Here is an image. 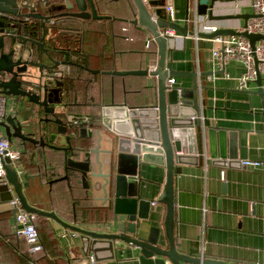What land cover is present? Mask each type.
<instances>
[{
    "label": "crops",
    "instance_id": "1",
    "mask_svg": "<svg viewBox=\"0 0 264 264\" xmlns=\"http://www.w3.org/2000/svg\"><path fill=\"white\" fill-rule=\"evenodd\" d=\"M168 2L175 11L172 22L180 26L187 23L188 30H193L194 0H148L147 8L151 12L161 10L164 16L163 7ZM222 7L219 13L242 16L224 20L205 19V22L216 25L218 29H236L243 26L244 18L252 13L250 0H229ZM103 12L115 17L126 15L129 19L132 18L130 11H117L113 3L102 5L98 13ZM77 24L59 23V27L74 28ZM78 26L82 31L73 36H77L78 48L92 53L93 64L98 63L100 53L104 50L113 54L119 70L137 69L155 63L156 55L153 52L156 51V44L152 42L150 49L146 47V41L151 38L143 28L123 21L93 18L84 20ZM59 30L56 31L55 40L57 45L61 42L60 47L65 49L64 43L71 41V38ZM174 31L177 36L169 44L171 50L167 52L166 60L171 61L172 68L182 75L174 76L173 85L189 88L192 84L190 73L193 70L197 73L198 84L203 87L200 90L199 107L204 117V131L198 129L195 138L196 153L187 157L185 164H176L181 167V172L174 174L173 180V233L176 247L195 257L236 264H264V95L260 97L251 92L257 88L254 81L246 89L237 88L236 77L245 70L241 61L232 60L224 65L223 72H216L221 69L212 59L211 51L215 43L210 38L195 40L191 35L183 36ZM61 57L65 59L64 54ZM77 73L79 74V68L70 66L67 74L72 77ZM90 73L94 82L87 95L76 84L77 89L64 100L70 103L68 113L73 116L88 119L96 117L102 101L107 103L112 96L115 102L125 101L129 106L153 103L155 97L152 89H135L141 82L137 77L111 78L109 75ZM64 80L65 78L62 81ZM144 81L145 85L152 83L149 78H144ZM262 89L264 90V78ZM17 104L18 118L28 124L25 130L30 129L33 133L31 137L39 141V144L43 143L36 146L33 141L29 143L31 147L34 146L36 155L41 153V159L34 155L29 168L21 162L24 169L22 181L26 175L29 176V186L24 188L28 202L46 211L53 210L64 221L85 229L103 227L98 212V208L102 207L100 197H103V192L95 187L96 184L103 183L102 178L89 176L88 188H84L75 178L55 183V178L42 180L35 165L50 173H63L59 151L43 146L48 142L57 146L65 145V137L52 132L54 134L48 133L40 138V134L45 133L46 125L39 123L32 110H25V106H28L26 102L20 100ZM11 105L12 100L8 99V109H13ZM182 111L188 116L194 114L190 106L183 107ZM22 112H27L26 117L21 115ZM48 128L50 131L53 127L48 125ZM92 132L89 137L90 147H95L98 137L94 130ZM101 134L100 149H106L110 146L109 139L103 131ZM12 143L24 151L18 141L14 140ZM182 151L186 153L184 149ZM232 151L236 154L232 164L218 162L228 161ZM222 155L226 157L223 158ZM96 158L102 162L101 173L108 172L107 154L87 152L84 161H90V171L97 173L100 167ZM244 161H256L258 165H245L242 163ZM143 169L142 177L149 181L142 182L145 184L143 196L156 200L165 183L166 169L164 166ZM55 173L53 174L56 175ZM10 208L8 203L0 204V264H85L86 255L81 250L78 233L73 235L74 231L44 216L36 221L43 251L28 255L23 238L15 234L16 224L10 213L6 212ZM165 213L164 204L152 203L150 217L142 222L143 230L140 235L145 236L151 226L162 230ZM161 240L166 244L163 235ZM117 247L115 257L102 260L103 264H140L134 258L135 248L123 243Z\"/></svg>",
    "mask_w": 264,
    "mask_h": 264
},
{
    "label": "water",
    "instance_id": "2",
    "mask_svg": "<svg viewBox=\"0 0 264 264\" xmlns=\"http://www.w3.org/2000/svg\"><path fill=\"white\" fill-rule=\"evenodd\" d=\"M228 1H194V18L192 20L194 29L189 31L187 23L180 26L172 21L167 23L162 21L161 10L152 13L142 0H131L134 9L129 7L132 14L131 19L98 13L94 0H0V16L5 22V28L1 30L2 34L0 35V92L14 98L16 102L22 100L30 104L44 106L45 112L51 116L46 119L47 122H53L56 125L55 133L65 137L66 145L70 140L68 128L79 126L81 137H90L94 130L98 141L95 147L89 148L88 152L103 153L109 156L107 160L109 171L106 173H101L102 162L97 158L96 162L100 166L97 173L90 171V161H75L70 157L65 161L66 168L80 172L84 188H88L89 176L102 178L103 183L96 184L95 187H99L103 192L100 201L107 213L100 221L103 227L99 229H85L64 221L53 210L46 211L31 205L24 193V188L29 186V176L26 175L25 180L21 181L14 166L7 158L3 164L6 181L0 183V204L8 203L13 196H16L25 211L36 216L50 218L61 226L77 232L81 239V250L84 255L91 252L96 259L101 261L114 258L117 246L123 243L135 248L134 258H137L140 264H165L166 261L171 264H236L191 256L179 251L175 244L173 180L174 174L181 172V167L176 164H185V159L196 153V134L198 129L204 131L203 124L197 120H191L182 109L190 106L195 114L200 113L199 95L203 87L198 84L197 73L194 70L190 73L192 84L189 88L166 85V79L182 75V73L174 70L171 61L166 60L167 52L171 48L167 38L159 32V27L167 25L183 36H193L196 32L197 36L201 38L211 39L216 35L237 34L245 36L254 51L255 42L262 38L260 34L247 31L238 32L232 28H219L211 33L198 30L199 24L205 19L240 18L239 16L242 15L233 16L219 13L223 4ZM87 3L90 11H86ZM72 8H76L78 12H71ZM253 16V13L248 14L247 18H244L243 26L247 19ZM89 18L118 20L145 29L156 44L155 63L137 69L119 70L116 68L100 71L89 69L69 60H58L54 54H51V52H57L56 49L54 51L52 47L47 49L43 47L45 36L53 43L55 32L58 29L64 35L76 33L75 27H59V23L74 24L76 19ZM39 29H41L40 36L38 35ZM11 42L12 46L10 47ZM26 43L41 45L43 47L41 52L50 64L27 59L25 53L29 54L30 49L26 47ZM4 48H9L8 52H3ZM60 50L58 53L63 51ZM254 61L257 67L256 59ZM72 64L83 67L94 74L109 75L111 78L114 76L149 78L152 83L146 87L154 91L153 103L129 106L125 101L115 102L112 96L109 102L102 101L100 104L98 124L90 121L72 124L66 119L67 113L64 114L65 120L61 119L59 113L63 112L66 105L64 91L62 83L57 84L58 78L53 72L62 65L70 67ZM223 71L224 68L216 72ZM262 79L257 71L254 81L257 88L255 91H251L260 97L264 95ZM57 85H59V93L57 99L53 100ZM16 119V116L7 117L10 124L14 125L15 123L21 126ZM0 126L6 127L3 122L0 123ZM89 130H91L90 133ZM101 131L109 139L110 146L106 149H100ZM183 149L186 153H183ZM222 157L226 156L222 155ZM229 158L228 161L220 160L218 162L232 164L233 159H236L234 151L229 154ZM155 166L165 167L166 178L159 197L156 200H151L143 196L145 184L142 182L149 181L142 177V171H144V167L154 168ZM63 179H68V175H65ZM152 202L162 203L166 206L162 230L160 227L151 226L147 234L143 236L140 235L143 230L142 222L149 219ZM16 210L17 208L13 207L6 210L10 213L14 223ZM161 235L164 236L166 244L161 242ZM105 252L108 255H103Z\"/></svg>",
    "mask_w": 264,
    "mask_h": 264
},
{
    "label": "built area",
    "instance_id": "3",
    "mask_svg": "<svg viewBox=\"0 0 264 264\" xmlns=\"http://www.w3.org/2000/svg\"><path fill=\"white\" fill-rule=\"evenodd\" d=\"M196 1V0H194ZM144 4L147 5L148 0H142ZM250 8L253 17L247 19L245 26H240L236 28V31H247L249 33L260 34L262 38L255 42V49L252 51L249 40L242 35L237 34H226V35H216L211 40L215 43V47L211 51V56L214 62L219 66L220 69L224 68V65L232 60L241 61L245 70L239 76L236 77L237 88L238 89H246L250 82L255 81L256 72L258 71L262 78H264V0H250ZM164 16L162 17V21L168 22L173 21L174 19V7L168 2L165 3L164 7ZM155 13V12H152ZM157 22V20H156ZM218 27L216 25L208 24L203 21L199 24L198 30L204 33H211L217 31ZM160 34L167 38L168 43L170 44L171 40L174 39L177 35H175V31L169 28L167 25L159 27ZM181 36V35H180ZM195 40L200 39L201 37L197 36L196 32L192 36ZM151 38V37H150ZM148 39L146 41V47L149 46ZM254 53V54H253ZM257 61V67L255 66V61ZM69 71V66L62 65L55 69L53 74L59 78L66 75ZM226 77H229L228 73L224 72ZM175 83V78L170 77L166 79V85L171 87ZM8 99L12 100L11 111L7 107ZM17 102L14 98L9 97L0 92V123L7 121L8 116H16L17 121L22 124V128L26 127L25 121L22 122L21 119L18 118L19 109L17 108ZM25 110H29L28 107L25 106ZM191 120H197L201 124L204 122V117L201 113L192 114L189 116ZM67 121L72 124H78L80 122H88L89 119L87 117H76L69 113L66 115ZM23 133V132H22ZM13 141L9 140L0 129V183H4L5 179V169L4 162L7 159L10 160V163L14 166L20 180L22 181L21 175L24 173L23 166L21 164V153L22 151L19 147L12 143ZM245 165L257 166L258 163L256 161H244L242 162ZM223 176V174H222ZM155 204V202H152ZM8 204L10 207L17 208L14 220L16 224L15 234L19 237H22L26 244V253L28 255H34L36 253L43 251V244L38 232V229L35 224L36 215L30 212L25 211L20 206V201L16 196H13ZM77 232H73V235ZM85 264H103V261L95 258L94 254L88 253L86 255ZM171 264V263H165ZM244 264H257V263H244Z\"/></svg>",
    "mask_w": 264,
    "mask_h": 264
},
{
    "label": "trees",
    "instance_id": "4",
    "mask_svg": "<svg viewBox=\"0 0 264 264\" xmlns=\"http://www.w3.org/2000/svg\"><path fill=\"white\" fill-rule=\"evenodd\" d=\"M111 1H115L116 3L111 2ZM111 1L110 0H95L97 10L100 12V7L102 5L107 6V5H110L112 3L115 4V9L117 11H123V10L124 11H130L129 7H132V10H134L131 0H124V1L123 0H111ZM130 13H131V11H130ZM100 14H106L107 15V13H104V12L100 13ZM124 18H130V17H127L125 15ZM81 31H82V29H81ZM68 42H70V41H68ZM152 42H154V41L152 39H150L148 49L151 48ZM77 43H76V45H77ZM67 44L68 45H65L66 49H62L63 51L61 52V54H64L65 60H69V61H72L74 63L81 64L83 66L88 67L89 69H97L100 71L101 70H113V69L117 68L116 64H115V57H113V54H111V55L108 54V52H106L105 50L100 53V56H99L100 59H98L99 61H97L98 63L93 64L92 63L93 59H92V55H91L92 53L87 52L85 50L82 51V49L78 48V45H77L76 51H74V50L69 51V49H67V47L71 46L72 44L71 43H67ZM153 53L155 56L156 51H154ZM74 54H78V56H74ZM70 66L79 68V74L77 73L76 76H72V77L69 74L64 76L65 80L62 82V89L64 91V100L67 98V96H70L71 92H73L75 89H77L75 87L76 84H78L80 86V88H79L80 90H84V95H87L90 88L92 87V83L94 82V77L89 72V70H87L83 67H80L78 65H75V64H72ZM81 71L83 73L82 75H81ZM104 76H108V75H104ZM121 77H127V76H121ZM133 77H137L141 80V82H139L137 84L138 87L135 89H139V90H142V89L146 90L147 89V87L145 85V81H144L145 77H141V76H133ZM103 90L105 92V85H104ZM64 102L66 103L65 109L63 110V112L59 113V117L61 119L65 120L64 114L68 113V110H69L68 107L70 106V103L68 101H64ZM85 105H89V104L86 103ZM98 119H99V113H98V115H96V117L90 118L89 121L98 124ZM45 125H46V127L44 126V130L46 131L47 134L52 133V132H56V125L53 122L48 121ZM48 125H52V127H53L50 131H49ZM68 135H70V140H69L68 145L65 144L62 146L61 145L57 146V145L50 144L48 142L43 146V147H49L50 149H54V151L55 150L59 151L60 156H61L62 166H63V173L62 174H56L55 172H53L56 174V175H54L53 173L46 171L45 168L37 167L35 165L36 170L40 171L38 176H40L42 180L48 181L52 178H55V179H53L54 180L53 183H55V182L67 181L68 179L75 178V179H77V181L82 183V181L80 179V172L77 170L71 169V168H66L65 161H66V158H69V157L75 161H84L85 155L91 146V139L89 137H81L80 136L79 126H72V127L68 128ZM29 141L31 142L32 140H29ZM29 141L20 142V145H22L24 148V151H22V153H21V161L20 162L24 163L25 167H27V168L30 167L32 157L37 154L34 150V146L31 147L32 145L29 144L30 143ZM38 144H39V141L36 140L35 146ZM64 148H66V149H64ZM35 157H38V159H41V153H39ZM53 164L57 165L56 162H54ZM65 175H68V179H63V177ZM87 198H88V196H87ZM98 212L100 213L99 214V216H100L99 220H102L106 216L107 210L104 207H100V208H98ZM39 218H41V217L36 216L35 221H34L35 224H36L37 219H39ZM36 227H37L39 235H40L39 225H37ZM32 263H34V262H32ZM34 264H36V263H34Z\"/></svg>",
    "mask_w": 264,
    "mask_h": 264
},
{
    "label": "flooded vegetation",
    "instance_id": "5",
    "mask_svg": "<svg viewBox=\"0 0 264 264\" xmlns=\"http://www.w3.org/2000/svg\"><path fill=\"white\" fill-rule=\"evenodd\" d=\"M94 3L96 4L95 0H94ZM65 10V9H64ZM37 11V10H36ZM71 12H78V10L76 8H72L70 10ZM86 11H90V8H89V4L87 3V8H86ZM42 13H44L43 11H41ZM90 19V18H89ZM86 20V19H84ZM84 20H81V19H76L74 22L78 23L79 25H81L83 23ZM75 23V24H76ZM77 24V27L76 28V34H78V32L80 33L81 32V28L80 26H78ZM5 28V22L4 20L1 18L0 16V35L2 34L1 33V30ZM40 31L38 32L39 36L41 35V29H39ZM56 34V32H55ZM71 38V41L70 42H66L64 44L68 45L67 43H71L72 45L71 46H68L67 49H69L70 51L74 50L76 51L77 50V45H75L77 43V36H73V35H67ZM66 36V37H67ZM45 41H44V44H43V47L44 48H48V47H52L55 51V49L57 50V52H51V54L55 56L56 59L58 60H64L62 59L61 57V53H58V51H61L60 49H62L60 47V44H62L60 42L59 45H57V41L55 40V37H54V42L52 43V41L49 40V38H47V36H45ZM19 42V41H18ZM56 42V43H55ZM12 46V42L10 44V47ZM26 47L30 49V53L29 54H26L25 53V57H27V59L29 60H34V61H39V62H42V63H46V64H50V62L46 59L45 55L41 52V49L43 48L41 45H35V44H30V43H26ZM66 49V48H65ZM9 48H4L3 49V52H8ZM27 55V56H26ZM65 76V75H64ZM64 76L62 77H59L57 80L59 83H62L63 81V78ZM56 80V81H57ZM56 94L53 96V100L57 99L56 98ZM27 105V104H26ZM28 109L32 110V112H34L33 114H36V118L38 119L39 123L40 124H46L47 123V120L48 118H50V114L46 113L45 110H44V106H40V105H35V104H30L27 106ZM5 125H6V130L7 128H9V132L12 134L10 135V137L6 136L9 140L11 141H18L19 143L20 142H26V141H29L30 139L32 141H36V139L32 138V131L29 129V130H25V128L28 126V124L26 123V127L24 128V130H22V124L21 126H18L14 123V125L10 124L8 121H5L3 122ZM18 123V122H17ZM8 132V131H7ZM23 132V133H22ZM46 135V131L45 133L42 132L40 134V138L45 137ZM25 137V138H23ZM27 139V140H26ZM44 140V139H43ZM30 142V141H29ZM41 142V140H40Z\"/></svg>",
    "mask_w": 264,
    "mask_h": 264
},
{
    "label": "rangeland",
    "instance_id": "6",
    "mask_svg": "<svg viewBox=\"0 0 264 264\" xmlns=\"http://www.w3.org/2000/svg\"><path fill=\"white\" fill-rule=\"evenodd\" d=\"M56 82H57V84L59 83L58 80H57ZM55 92H56V96H58V93H59V85L56 86V90H55ZM26 104H27V105H30L29 102H26ZM9 109H10V108H9ZM9 111H11V109H10ZM31 114H32V113H29V115H31ZM21 115H22L23 117H26L27 112H22ZM0 129H1V131L3 132V134H4L5 136H7V135L10 136V135H12V134L9 132V128H7V130H6V127H4V126H0ZM22 130H23V128H22ZM7 131H8V132H7ZM52 134H54V133H52Z\"/></svg>",
    "mask_w": 264,
    "mask_h": 264
}]
</instances>
